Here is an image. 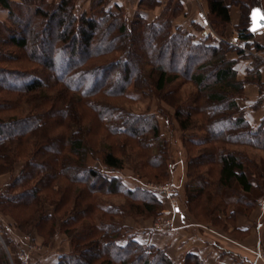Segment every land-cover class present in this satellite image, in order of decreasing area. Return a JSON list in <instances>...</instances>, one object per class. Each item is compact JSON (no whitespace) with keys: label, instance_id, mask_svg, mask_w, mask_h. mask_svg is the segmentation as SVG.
<instances>
[{"label":"trees","instance_id":"16d2710c","mask_svg":"<svg viewBox=\"0 0 264 264\" xmlns=\"http://www.w3.org/2000/svg\"><path fill=\"white\" fill-rule=\"evenodd\" d=\"M77 1L0 0V9L8 11L0 23V175L11 172L17 161L26 162L0 192V208L18 230L37 233L45 244L58 231L65 234L73 249L57 264H174L163 249L143 245L130 234L122 237L125 212L155 214L163 204L143 188L127 187L117 146L123 151L134 143L140 165L152 170V181L167 182L170 165L168 142L161 137L156 115L136 114L118 103L132 100L131 88H152L167 94L164 101L174 108L183 133L199 126L204 134L184 141L189 153L186 214L215 227L228 216L221 225L226 232L237 215L227 210L230 203L223 193L238 190L237 203H244L247 215L254 207L247 195L253 192L251 177L258 168H250L243 153L231 147L264 152V123L252 128L237 103L244 82L238 80L236 61L229 54L244 51L212 33L203 31L199 42L175 27L174 20L183 14L179 0L169 15L152 22L142 11L159 7L157 0H140L131 22L125 9L111 6L110 0H91L90 10L81 14L76 13ZM206 1V17L219 38H225L231 23L230 7L239 6V37L253 40L250 15L260 4ZM254 48L262 49L257 43ZM246 81L264 88L256 78ZM180 82L197 89L190 104L180 94ZM82 114L89 115V125ZM101 132L106 142L117 140L97 154L86 140ZM90 157L118 172L103 175L88 166ZM99 194L123 195L131 203L128 210L126 202L101 208ZM46 202L52 214L42 210ZM7 240L10 248L13 242ZM0 264H11L1 240ZM182 264L203 262L187 254Z\"/></svg>","mask_w":264,"mask_h":264},{"label":"rangeland","instance_id":"374dc122","mask_svg":"<svg viewBox=\"0 0 264 264\" xmlns=\"http://www.w3.org/2000/svg\"><path fill=\"white\" fill-rule=\"evenodd\" d=\"M86 1L87 0L77 1V10H76L77 14H81L85 11L90 10L91 2H86ZM243 1H245L246 4L251 5V6L256 3L260 4L261 9L264 12V0H243ZM225 2L227 5H231L230 0H225ZM175 3H176V0L170 1V3H168L167 6L164 7V11L160 14V16L154 20L161 19L169 15V11L172 10ZM230 10H231L230 14L231 16H233L232 20H235V18L239 15V22L233 26V21L231 20L230 25H228L227 27L224 39L219 38L221 35L216 30H214V27L211 25L210 18L207 19L208 20L207 24L204 25L203 27H201L200 24L197 23V21H192L194 17L195 19H197L198 17L197 13L194 14V17L192 16L193 17L192 19L189 16L190 13L186 14L185 16H183V14H180V16L178 17L179 19L177 18L178 19L177 23L183 24V26H185L183 27V29L187 30V32L190 33L196 41H199V42L202 41L204 39L203 31H206L209 34L212 33L217 40L219 39V41L221 42H224V43L228 42L230 44V41L236 35L239 36L237 26L241 22L242 8L239 6H231ZM157 12L160 13V10H158ZM235 12H238V14L236 13L235 15ZM126 15H127L128 21L131 22L133 19L132 18L133 13L131 11L129 12L126 11ZM143 15L146 16L148 20L151 19L152 16H154V14H151V13H147ZM234 32H236L235 35H233ZM231 35H233V37H231ZM241 41L243 40H241L239 37L238 42H241ZM254 43H257V42L254 40ZM232 46L236 47L235 45H232ZM251 47L246 46L248 50ZM181 84L182 83L180 82L177 85V87L180 88V91H181L180 94H182L185 100H187L186 102L190 104L191 97L192 95H195L197 93V89L192 84H186L183 86H181ZM166 95H167L166 93H158L152 88L144 92H139V91H136L134 88H131L128 91V96H129L128 99H132V100H121L118 103L119 106H123L127 110L133 113H136V114H149V115L155 114L156 115L157 121L160 127L161 137L163 140L168 142V156H167L168 162L167 164L170 165L169 167L170 178L167 182H163V181L160 182V180L152 181L149 178L150 176H153L151 173L152 170L146 169L140 165L141 159L138 157L139 150L136 149V145L132 143L128 147L126 146L123 147L124 150L122 151L119 149L120 145L118 144L119 145L117 146L118 151L116 153L118 156H121V155L123 156L122 159L124 163V169L120 172V174L122 178L125 180L127 187L141 188V189L143 188L144 190L156 195L158 199L162 201V204H163L162 210L155 214H149L145 212L144 214V213L139 212V210H134L133 212L130 210V211L125 212V215H123L124 220L122 222V225H123L122 237H124V239L129 234L135 237V232L139 231V227L142 226L141 222H144V221L146 222L148 221L149 224L151 225V226L149 225L150 230H153L156 233L164 234L167 232L175 231L176 228L174 225H175V214L176 213L175 214L173 213L171 199L168 198L164 194L163 190L161 189L163 186H166L167 184H172L175 186V190H174V194L172 195V198L174 199V202H177L179 208H182L186 212L185 203H186V194H187L186 185L188 182L187 167H188L189 153L184 148V141L189 138H199L204 133L200 130L199 126L190 129V131H188L187 133L185 132L183 133L178 127V124L176 123V120L174 118V113H175L174 108L169 106L166 103V101H164V99L166 98L165 97ZM202 106L204 108L206 106V103L204 101L202 103ZM82 115L86 117L85 121L88 122L87 124L89 125L90 124L89 115L88 114L87 115L82 114ZM198 118L200 120V117ZM54 134H57V131H54ZM103 135L105 136V133H102L101 136H97V135L95 136L94 134H92L91 136H87L86 141L88 142L89 146L92 147L96 151L97 154H99V151H103V146L108 147L111 144L115 146L114 142L117 140L116 138H114V139H110L109 142H106ZM101 142H104V143H101ZM231 148L237 150L240 153H243V155L249 160V161L246 160V162L248 161V165L251 166L250 168H253L252 167L253 165L258 166L257 170L254 169L255 174L251 177V179L254 181V184H255L253 192L247 195L248 200L250 202H254L253 208H255L259 200L261 199L264 200V179H262V177H264V172L262 173V170L264 171V152L258 149H252V148H247V147L245 149H241L240 147H235V148L231 147ZM25 164H26L25 161H17L14 163V165H12L10 169L11 172H7L5 174L0 175V192L5 189L6 184L10 183L15 177L21 174V171L25 167ZM88 166L91 168L97 169L103 175H107V176H111L113 174H116L114 172H118V171H112V170L105 169L101 165V163L98 162V160H95L91 157L88 161ZM215 176L216 174L214 175V177ZM238 192H239L238 190L237 191L232 190V191H224L223 193V196L226 199V202L230 203L227 207V210L229 212L234 211L237 215V216H233L235 221L231 222L232 225H230L228 227L229 229L227 228L228 230L226 231L231 236V238L224 235V231L222 230H225V229L223 226H221L223 225L222 223H224V220L228 216H225V217L222 216L223 221H219V222L216 221L218 222L216 227L211 224H205V223H199V224L203 225L204 228L208 232L212 233L215 237L221 238L224 241L226 240L230 242L232 245H234L236 248L240 249V251L244 252L243 254L248 256V258L251 261L257 262L258 264H264V219L261 220V224L263 226L261 228L262 237H261L260 246H254V244L251 246L250 240L247 241L248 243L246 245H250L251 247L250 246L247 247L239 243L240 240L243 241L250 234L251 228H253L255 224L253 223L250 224V222L246 220L249 218V215L251 211L253 210V208L248 210L247 215H243L244 210H245V205L244 203H241V202L237 203L238 197H239ZM96 199H97L96 201L98 205L101 208L102 207L107 208L109 206L118 207L119 205H122V203L126 202L127 204L126 209L128 210V206L131 203L128 200V198L124 197L123 195L106 196L104 194H99L96 196ZM42 208H43L42 210H44L45 213H48V214L53 213L52 206H49L47 202L44 203ZM23 209H24L22 210L23 212H27L25 208ZM35 210H38V208H36ZM16 211H12V212L16 213ZM95 214L101 216L99 212H96ZM128 218L130 219L129 225H127ZM188 218H189V221L197 222L195 218H193L192 216H188ZM200 219H202L201 221L205 220L202 216H200ZM238 221L240 223H238ZM165 223L168 225V228L159 230V228H162ZM240 225L248 226L249 230L243 231L242 229H240ZM143 226L144 228H148L145 225ZM57 236H65L66 238H68L65 234L58 231L53 237V239L49 241L48 244H45L44 239L41 236H39L37 233H34L33 235H27L25 234V232L18 230L15 227L14 219L11 218L9 214L7 215L5 212H3V210L0 208V240L2 244L4 245L5 249L7 250L11 264H21L22 256H24V260L27 259L29 264H41V260H43L44 258L49 259L51 257L53 258L57 256V254L65 253L68 250L67 246L65 245L67 241L66 240L61 241L59 238H57ZM6 237L9 241L11 240L13 242L10 248H7V246L5 245L4 238ZM37 237L39 238L41 237L43 241L42 246L46 248H44L45 250L43 249L44 252H40L38 254L36 253L35 255L34 249L35 247H37L36 244H38L36 243ZM20 239H23V241H21ZM71 249H73L72 244H71ZM161 249H163L166 252V249L164 248H161ZM71 252L65 253L63 255H69ZM184 258L185 257L181 259V262H180L181 264L184 261ZM231 263L232 264H247L243 261L241 257H233ZM174 264H177V263L174 262Z\"/></svg>","mask_w":264,"mask_h":264},{"label":"crops","instance_id":"0c3cea01","mask_svg":"<svg viewBox=\"0 0 264 264\" xmlns=\"http://www.w3.org/2000/svg\"><path fill=\"white\" fill-rule=\"evenodd\" d=\"M20 1V0H13ZM161 3V6L152 10H144L142 14L151 13L154 14L151 19L145 18L152 22L154 19L158 18L160 14L164 11V7L172 0H157ZM183 6V16L190 13L191 19L194 17V14L197 13L198 17L193 18L192 21H197L201 27L207 24V13H208V4L206 0H179ZM86 2H91L87 0ZM140 0H110L111 6H121L127 12L131 11L133 16L138 10ZM236 9V8H235ZM160 10V13L157 11ZM237 10V9H236ZM234 11V10H233ZM238 11V10H237ZM157 12V13H156ZM239 12V11H238ZM238 12H235L238 14ZM193 14V15H192ZM193 16V17H192ZM155 17V18H154ZM8 18V11L0 9V23L6 21ZM133 18V17H132ZM179 19V18H178ZM178 19L175 20V27H185L183 24L177 23ZM233 16H231V20ZM233 21V26L239 22V15ZM182 25V26H181ZM234 32L233 35H235ZM254 34L253 40L261 46V50L257 51L252 46L249 50L244 51V55L238 53L229 54L231 60L236 61L235 69L237 71V77L239 81L244 82V95L237 99L239 107L244 111L245 118L252 128H257L264 123V88L260 87L257 83L252 81H246L248 78L251 80L256 78L264 86V28L259 30ZM231 35V37H233ZM234 38H239L235 36ZM248 44H246L247 46ZM256 63H259L256 67ZM256 207L251 211L249 218L246 219L254 225L251 228L250 234L242 241L240 240L241 245L249 247L260 246L261 237H262V224L261 220L264 219V200L261 199L257 202ZM167 216V215H166ZM130 219L127 220V225H129ZM238 223H240L238 221ZM139 231L135 232V240L143 245H154L159 248L166 249L167 255L177 264H181V259L187 254L198 255L204 264H232L233 257H241L243 261L247 264H258L257 262L251 261L248 256L243 254L244 252L236 248L228 241H224L221 238L215 237L212 233L208 232L203 225L189 221L188 215L186 212L179 208L175 214V231L167 233H156L153 230H150V224L147 221L141 222ZM145 225L148 228H144ZM150 225V226H149ZM240 229L243 231L249 230L248 226L240 225ZM167 231V230H166ZM254 232V234H253ZM257 236H256V235ZM224 235L231 238V236L224 232ZM255 236V238H254ZM260 236V237H259ZM259 237V238H258ZM61 241H67L65 245L68 250L65 253L72 251L71 244L65 236H57ZM23 241V239H20ZM251 241L250 245H246ZM41 237L36 238L37 247L34 249V253L44 252L42 246ZM41 245V246H40ZM250 246V247H251ZM42 249V250H41ZM44 249V250H43ZM57 254L55 257L44 258L41 260V264H57L60 257L63 254Z\"/></svg>","mask_w":264,"mask_h":264},{"label":"built area","instance_id":"2783aa9c","mask_svg":"<svg viewBox=\"0 0 264 264\" xmlns=\"http://www.w3.org/2000/svg\"><path fill=\"white\" fill-rule=\"evenodd\" d=\"M239 38H233L230 41V44L235 45L236 47L243 49L245 51H247L248 49L246 48V44H250L254 47V40H248V41H241L238 42ZM164 192V194L171 199V203H172V210L173 213L175 214L177 212V210L179 209V206L177 204V202H174V199L172 198V195L174 194V190H175V186L172 184H167L166 186H163L161 188ZM168 223V222H167ZM164 228H168V225L165 223L164 226L162 228H159V230H162ZM21 264H29V262L27 261V259L24 260V256H22L21 258Z\"/></svg>","mask_w":264,"mask_h":264},{"label":"water","instance_id":"95a60500","mask_svg":"<svg viewBox=\"0 0 264 264\" xmlns=\"http://www.w3.org/2000/svg\"><path fill=\"white\" fill-rule=\"evenodd\" d=\"M250 32L256 33L264 28V12L261 8H254L251 12Z\"/></svg>","mask_w":264,"mask_h":264}]
</instances>
